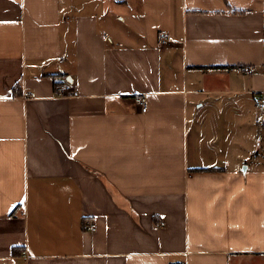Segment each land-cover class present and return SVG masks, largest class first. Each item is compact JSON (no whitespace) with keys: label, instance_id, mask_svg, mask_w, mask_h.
<instances>
[{"label":"crops","instance_id":"obj_1","mask_svg":"<svg viewBox=\"0 0 264 264\" xmlns=\"http://www.w3.org/2000/svg\"><path fill=\"white\" fill-rule=\"evenodd\" d=\"M262 92L264 0H0V264H264Z\"/></svg>","mask_w":264,"mask_h":264},{"label":"built area","instance_id":"obj_2","mask_svg":"<svg viewBox=\"0 0 264 264\" xmlns=\"http://www.w3.org/2000/svg\"><path fill=\"white\" fill-rule=\"evenodd\" d=\"M168 40H169L168 35L165 32H161L159 36V44L163 46L168 43ZM244 71L247 73H252L253 68L250 66H247L244 69ZM55 92L58 96H75L77 94L76 90L73 89L69 85V83H66V82H61V83L59 82L56 86ZM136 101L142 107L143 111L147 110V102L143 96H137ZM256 104L258 107L264 108V92H262V94L259 96V98L256 101ZM161 224H163V222H161ZM83 228L84 230H95L96 224L93 221L88 220L84 222Z\"/></svg>","mask_w":264,"mask_h":264},{"label":"trees","instance_id":"obj_3","mask_svg":"<svg viewBox=\"0 0 264 264\" xmlns=\"http://www.w3.org/2000/svg\"><path fill=\"white\" fill-rule=\"evenodd\" d=\"M61 83V82H66V83H69L67 80H61V81H58V82H56L55 84V86H57V84L58 83ZM20 86V82H17L15 85H14V94H16L17 92L19 93V91H18V87ZM13 252H14V254H16L17 255V253H20L19 252V249L17 248V246L16 247H14V249H13Z\"/></svg>","mask_w":264,"mask_h":264},{"label":"rangeland","instance_id":"obj_4","mask_svg":"<svg viewBox=\"0 0 264 264\" xmlns=\"http://www.w3.org/2000/svg\"><path fill=\"white\" fill-rule=\"evenodd\" d=\"M55 90H56V87H55Z\"/></svg>","mask_w":264,"mask_h":264}]
</instances>
